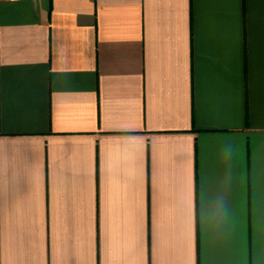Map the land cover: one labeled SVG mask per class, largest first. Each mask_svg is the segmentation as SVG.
<instances>
[{
    "label": "crops",
    "instance_id": "obj_1",
    "mask_svg": "<svg viewBox=\"0 0 264 264\" xmlns=\"http://www.w3.org/2000/svg\"><path fill=\"white\" fill-rule=\"evenodd\" d=\"M0 264H264V0H0Z\"/></svg>",
    "mask_w": 264,
    "mask_h": 264
}]
</instances>
